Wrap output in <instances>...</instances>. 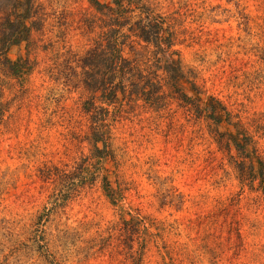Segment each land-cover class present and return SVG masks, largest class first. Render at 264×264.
I'll list each match as a JSON object with an SVG mask.
<instances>
[{"label":"rangeland","instance_id":"1","mask_svg":"<svg viewBox=\"0 0 264 264\" xmlns=\"http://www.w3.org/2000/svg\"><path fill=\"white\" fill-rule=\"evenodd\" d=\"M141 1L233 125L124 94L167 80L137 11L0 0V264H264V0Z\"/></svg>","mask_w":264,"mask_h":264},{"label":"trees","instance_id":"2","mask_svg":"<svg viewBox=\"0 0 264 264\" xmlns=\"http://www.w3.org/2000/svg\"><path fill=\"white\" fill-rule=\"evenodd\" d=\"M90 1L99 11H103L102 5L109 7V9L113 11L116 9L115 6L120 7L124 11V19L129 21V14L137 11L140 18L135 24H141L140 36L145 40L156 44L157 46L161 47L166 35H169L168 45H170V55L168 59V66L165 68L167 78L166 82H159L158 87H155V91L152 93L150 90L140 89L137 86L138 84H136L134 80H131L128 83L126 82V86L123 87L125 95L128 94L132 97L134 94H137L140 98V94H142L144 100L154 104L160 103V100L164 94L162 89L168 85L170 90L179 93V96L188 102L190 110L194 111L197 108L196 110L201 111L204 109V113L207 117L222 122V126L226 125V128H228L229 126L233 125L231 122V114L228 112L225 103L220 98L205 92L202 86L199 85L198 81L194 79L193 76L189 75L187 70H185V66L182 62V51L173 48L179 43L180 40L178 29L175 28L176 24H178L176 18L178 12H176V9L172 7L166 12L157 13L147 7L141 0H105V2H102L101 0ZM107 1H109V3H107ZM168 25H171V27L174 28L170 30ZM23 27L28 31L26 24H23ZM24 37L25 36L20 35L16 36L14 44H17L19 41H21V39H26ZM131 67H133V65L123 66L121 68L124 75H126L127 80L132 78ZM108 95L111 96V99L118 97L117 92L113 89L108 90ZM239 131L240 130H238V132ZM232 134L238 139V141H240L238 136H236L237 132L236 135L234 132H232ZM260 164L263 165L261 160ZM259 174L262 178L261 182L264 183V171L260 170ZM106 191H111V193H109L110 198L114 197L115 191L114 189H111V186H107Z\"/></svg>","mask_w":264,"mask_h":264}]
</instances>
